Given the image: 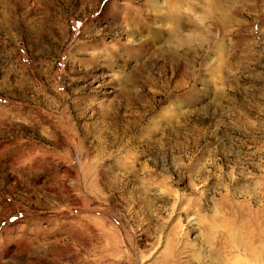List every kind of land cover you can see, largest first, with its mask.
<instances>
[{
    "label": "rangeland",
    "instance_id": "obj_1",
    "mask_svg": "<svg viewBox=\"0 0 264 264\" xmlns=\"http://www.w3.org/2000/svg\"><path fill=\"white\" fill-rule=\"evenodd\" d=\"M225 1L196 53L206 0H0V264H264V0Z\"/></svg>",
    "mask_w": 264,
    "mask_h": 264
},
{
    "label": "bare ground",
    "instance_id": "obj_2",
    "mask_svg": "<svg viewBox=\"0 0 264 264\" xmlns=\"http://www.w3.org/2000/svg\"><path fill=\"white\" fill-rule=\"evenodd\" d=\"M176 1V0H175ZM222 4L220 6V3L218 0H206L207 2V6H206V10L204 11V13L202 14V22L203 21H207V24H206V27L209 28L208 31H205L204 32V29H205V26L203 24V26L197 24L196 22H194V20L192 21L193 24H194V27L197 28V30H193V34H192V38H194L192 41L190 42H187V37L184 33H182L180 31L179 28L183 27V25H186V23H181L179 24L176 32H175V35L172 37V38H175L177 35L180 36L181 40H182V44L184 46V48L186 49H189V50H192L195 51L196 53L198 52L199 48L197 47H193L192 46V43L194 41H197L199 40V42L202 44V43H209V41L213 40L217 33H218V30H216L217 27L220 28L221 31H224L225 30V27L227 26L225 23L226 22V17H227V20H228V15L227 13L224 11L225 10V7H226V2L225 0H222ZM227 9V8H226ZM233 9V8H232ZM174 10V9H173ZM170 13V12H169ZM173 14V13H172ZM171 14V15H172ZM169 15V14H168ZM174 15V14H173ZM173 17V16H172ZM230 20V19H229ZM229 22V21H228ZM202 24V23H201ZM217 26V27H216ZM229 26V25H228ZM175 27V26H174ZM206 33V36H207V40H204L203 38L200 37V34L202 33ZM192 33V32H191ZM190 34V33H189ZM194 34H195V37H194ZM224 34V33H223ZM168 35H169V32H168ZM159 37V36H158ZM171 38V36L169 37ZM176 41V40H174ZM177 42V41H176ZM187 42V43H186ZM175 45V44H174ZM194 45H196L194 43ZM198 45V44H197ZM201 46V45H200ZM157 49V48H156ZM159 49V48H158ZM169 51V50H168ZM223 51V50H222ZM179 53V52H178ZM236 263V262H235Z\"/></svg>",
    "mask_w": 264,
    "mask_h": 264
}]
</instances>
